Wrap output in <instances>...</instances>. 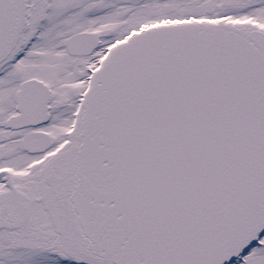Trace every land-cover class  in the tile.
<instances>
[{"label": "snow or ice", "instance_id": "6c2138e0", "mask_svg": "<svg viewBox=\"0 0 264 264\" xmlns=\"http://www.w3.org/2000/svg\"><path fill=\"white\" fill-rule=\"evenodd\" d=\"M0 264H264V0H0Z\"/></svg>", "mask_w": 264, "mask_h": 264}]
</instances>
